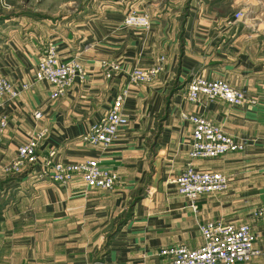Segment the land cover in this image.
Segmentation results:
<instances>
[{"label":"crops","instance_id":"1","mask_svg":"<svg viewBox=\"0 0 264 264\" xmlns=\"http://www.w3.org/2000/svg\"><path fill=\"white\" fill-rule=\"evenodd\" d=\"M1 1L0 76L31 86L0 106V120H6L0 133V264H161L165 246L199 247L205 222L247 223L257 245H264V0H37L30 16H12L13 3ZM131 9L150 15L147 32L123 25ZM236 11L244 17L233 23ZM48 44L62 60L78 57L87 72L85 83L55 99L49 83L33 79ZM102 61L118 62L119 70L106 77ZM159 63L154 80L129 86L122 108L127 123L112 143L103 148L82 140L108 112L128 71ZM196 74L224 79L257 104L205 97L188 102L187 84ZM182 113L205 117L245 148L191 160L192 127ZM40 131V157L52 150L54 162L100 158L118 175L116 185L88 188L76 177L61 186L39 165L3 174L17 147ZM188 162L228 181L223 192L201 194L195 210L172 182ZM235 264H264V254Z\"/></svg>","mask_w":264,"mask_h":264},{"label":"built area","instance_id":"2","mask_svg":"<svg viewBox=\"0 0 264 264\" xmlns=\"http://www.w3.org/2000/svg\"><path fill=\"white\" fill-rule=\"evenodd\" d=\"M6 5V0L1 1ZM242 11L233 14L232 22L243 19ZM123 25L147 32L151 27L150 15L141 10L131 9L124 15ZM164 57H160L163 61ZM103 74L111 77L119 70L118 62L102 61ZM161 70V63L148 68L134 65L127 73V82L116 94L108 112L94 122L82 135V140L91 145L107 148L117 137L119 128L127 123L122 113L125 97L130 93V85L149 83L156 78ZM34 81H46L52 87L49 97L55 99L65 93L74 83H85L87 72L83 69L80 59L73 57L62 60L55 45L48 44L39 55L33 70ZM31 84L21 83L15 86L5 77L0 76V106L5 101L17 98L22 89ZM205 97L212 101L221 99L233 106L245 104L256 105V99L248 96L243 89L231 86L224 79H206L199 74L189 80L185 92L188 102L199 101ZM40 116V112L34 114ZM191 123V136L187 143L189 158H215L228 152L241 151L245 142L239 141L226 133L220 126L200 115L182 113ZM6 126V120H0V133ZM45 132H37L27 142L17 147L16 159L1 168L3 174L19 175L25 170L40 166L42 173L52 182L66 185L79 177L86 187L110 190L118 182V175L103 167L100 158H90L77 163L54 162L51 150L40 157L37 152L38 143ZM176 191L185 197L195 210L197 201L203 193L223 192L227 189L226 176L218 171H204L193 167L191 162L172 179ZM261 215V212H257ZM202 244L190 249L185 245H169L160 249L159 254L164 258L161 264H235L246 263L264 254V245H257V234L247 223L231 224L222 222H205L199 225Z\"/></svg>","mask_w":264,"mask_h":264},{"label":"rangeland","instance_id":"3","mask_svg":"<svg viewBox=\"0 0 264 264\" xmlns=\"http://www.w3.org/2000/svg\"><path fill=\"white\" fill-rule=\"evenodd\" d=\"M11 1L13 4H9L6 7H9V5L12 6V16H30L33 13H36L37 0H8V2ZM55 2H59L60 0H54ZM28 2V4H25ZM14 5V6H13ZM57 7H60L57 5ZM33 12V13H32Z\"/></svg>","mask_w":264,"mask_h":264}]
</instances>
